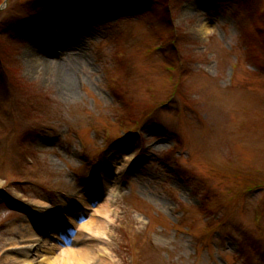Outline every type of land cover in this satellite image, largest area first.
<instances>
[{"label": "rangeland", "instance_id": "obj_1", "mask_svg": "<svg viewBox=\"0 0 264 264\" xmlns=\"http://www.w3.org/2000/svg\"><path fill=\"white\" fill-rule=\"evenodd\" d=\"M13 224L53 258L264 264V0H0V263Z\"/></svg>", "mask_w": 264, "mask_h": 264}, {"label": "bare ground", "instance_id": "obj_2", "mask_svg": "<svg viewBox=\"0 0 264 264\" xmlns=\"http://www.w3.org/2000/svg\"><path fill=\"white\" fill-rule=\"evenodd\" d=\"M40 59H41L40 67L41 65L43 66L46 64L47 66L46 65L45 66L48 69L49 68L52 69L53 65L51 63L48 64V61L46 58L40 57ZM61 69L62 70L60 71V73H61L62 83L64 84V89H66V91L68 90L69 93L73 94L75 92V88L73 87V83H71L72 74L65 66L61 67ZM45 204L47 203L40 201V205H45ZM84 204H86L85 201H84ZM47 206L50 207V204H48ZM53 211H55V213L57 211V214L59 217H61V219H62L61 213L66 214V211L71 214L72 213L75 214V211L71 208V205H67V204H63L60 208H57L56 210H53ZM76 212H79L78 209H76ZM72 218L73 219H71V221L74 222L75 218L74 217ZM103 222L104 221H101V224L99 225L98 228L96 226L94 227L95 230H97L96 231L97 233H99L101 230L105 228V225ZM47 224H50V223H47ZM16 225L17 224L11 225V227L12 226L13 227L7 233L8 235H16L19 233V237L24 239V241L22 240V242L25 244V246H22L21 241L16 240L14 238L6 239V241H8L7 243H10L8 247H10L11 250H15L16 253L6 255V257H9V258L0 264H107L106 261L104 260L98 261V258H96L95 256L94 246L92 245L86 246L84 244L82 247H72L74 249H65L61 254L58 255V257L53 258V256L51 255L54 253V248H48L46 247L45 244H42L43 242H41L40 237L35 239L34 237H36V234L34 235V233H32V229L30 228V226L29 228L31 229V231L30 230L28 231L27 229H23L22 225H17V226ZM45 226L47 225L45 224L44 229H42L44 231L46 230ZM58 229L59 227L57 228V230ZM63 230L66 232L68 228L63 229ZM77 238L81 239L82 236H77ZM0 242L2 244H5V241L3 239H1ZM36 246L40 247V249H38L39 252H42L41 249H44L43 254H45V258H44L45 262L43 261L37 262V261H34V259H32L31 257H29L32 251L31 249H34ZM20 247H22V249H19Z\"/></svg>", "mask_w": 264, "mask_h": 264}]
</instances>
